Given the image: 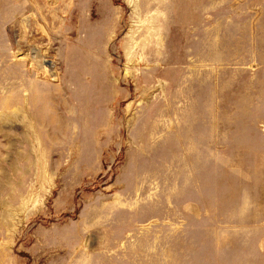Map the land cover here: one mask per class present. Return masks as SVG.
<instances>
[{
    "label": "rangeland",
    "instance_id": "rangeland-1",
    "mask_svg": "<svg viewBox=\"0 0 264 264\" xmlns=\"http://www.w3.org/2000/svg\"><path fill=\"white\" fill-rule=\"evenodd\" d=\"M0 264H264V0H0Z\"/></svg>",
    "mask_w": 264,
    "mask_h": 264
}]
</instances>
